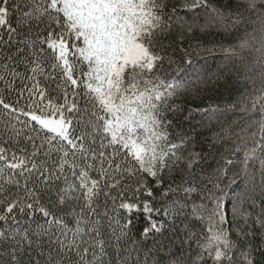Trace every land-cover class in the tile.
Segmentation results:
<instances>
[{
	"label": "snow or ice",
	"instance_id": "snow-or-ice-1",
	"mask_svg": "<svg viewBox=\"0 0 264 264\" xmlns=\"http://www.w3.org/2000/svg\"><path fill=\"white\" fill-rule=\"evenodd\" d=\"M98 5L0 0V264H264V127L251 149L218 150L210 125L219 101L187 116L168 104L149 121L168 149L164 166L146 167L147 147L117 129L100 95L124 54L114 60L110 40L119 18ZM240 7L227 5L236 17ZM208 8L174 6L167 28L181 31L161 50L138 38L148 72L171 64L165 49L176 45L187 66L179 78L223 77L220 57L197 67L189 54L204 43L197 31L210 30L198 15ZM176 87L154 84L162 99ZM193 114L190 131H173ZM179 164L185 172L165 181Z\"/></svg>",
	"mask_w": 264,
	"mask_h": 264
},
{
	"label": "trees",
	"instance_id": "trees-1",
	"mask_svg": "<svg viewBox=\"0 0 264 264\" xmlns=\"http://www.w3.org/2000/svg\"><path fill=\"white\" fill-rule=\"evenodd\" d=\"M237 2L241 5L240 17L229 14V0H207L209 8L198 15L206 17L204 23L210 30L204 33L197 31L196 35L202 36L204 43L197 46L193 41V46L189 49L193 64L197 67L205 59L211 63L213 57L221 58L217 60V64L225 68V71L218 82L215 79L208 82L203 73L179 78L187 66L183 65L181 59L184 53L178 51L176 45L165 49L168 53L166 61L173 62L165 63L162 69L157 68L150 73L146 66L135 67L123 73V81L126 80L123 86L127 88L128 94L138 85L142 94L150 100L149 111L146 106H139L141 117L135 122L136 132L125 130V135L130 139L134 136L147 147L146 152L143 149V163L146 167L159 169L164 166L163 157L168 149L163 141L153 139L155 133L151 131L152 124L149 121L154 112L163 114L168 104H179L184 109L183 115L187 116L189 110L202 107L209 100L219 101L221 112L213 117L210 125L218 150L239 147L243 151L251 149L257 143L260 129L264 127V0ZM189 3L190 0H149L140 10L141 17H137L141 18L142 24L138 25L137 29L141 32L136 40L139 38L144 45H151L150 50L153 52L161 50V41L166 45L169 40H175L177 33L181 31L175 26L171 33L168 31V18L173 7L182 12V8ZM145 22H150V26H146ZM220 31L225 34L217 35ZM182 34L187 36L186 30ZM208 42L216 45L215 50ZM226 52L227 59H224ZM161 78L178 85L167 99L158 98L154 88V84ZM106 90L104 85L105 95H100L111 119L114 109L110 104L113 102ZM193 115L191 120L174 121L173 131H190L191 126L196 125L199 120L198 116ZM197 131L202 130L197 128ZM204 131L207 132L208 129L205 128ZM157 144L159 148H155ZM176 163L174 159L167 161L169 167ZM182 172H185L183 164H179L171 175L166 171L164 179L167 181Z\"/></svg>",
	"mask_w": 264,
	"mask_h": 264
},
{
	"label": "rangeland",
	"instance_id": "rangeland-1",
	"mask_svg": "<svg viewBox=\"0 0 264 264\" xmlns=\"http://www.w3.org/2000/svg\"><path fill=\"white\" fill-rule=\"evenodd\" d=\"M149 0H102L103 7L97 6V11L103 13L107 11L109 15L114 11L116 17L119 18L117 23L116 19L110 22L109 27L111 30L110 40L113 44V50L116 52V57H119V53L123 52L122 62L117 67L115 62L111 63L109 81L105 84L107 96L112 100V108L114 112L112 118L118 123L116 124L117 129L121 126L127 131L132 133L136 132L134 127L135 122L140 120V107L146 106L148 111L151 106L148 104L150 101L146 96H144L139 89L138 85L136 89L128 94L127 88L123 86V73L127 69L135 67H145L142 62V58L145 56V50L140 43H137L136 38L140 34L138 30V25L142 24L141 12L140 10L145 7ZM204 3V0H200ZM146 26H150V22H145ZM145 26V27H146ZM114 73V77L111 75ZM105 95L104 91L100 93ZM118 95V97H117ZM147 101V104H146ZM155 101V100H154ZM140 106V107H139ZM131 139H135L134 136ZM143 152V149H141Z\"/></svg>",
	"mask_w": 264,
	"mask_h": 264
}]
</instances>
